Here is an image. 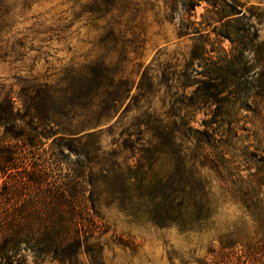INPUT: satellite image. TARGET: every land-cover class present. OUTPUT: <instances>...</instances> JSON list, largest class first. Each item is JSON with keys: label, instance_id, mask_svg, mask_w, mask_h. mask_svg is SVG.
<instances>
[{"label": "trees", "instance_id": "obj_1", "mask_svg": "<svg viewBox=\"0 0 264 264\" xmlns=\"http://www.w3.org/2000/svg\"><path fill=\"white\" fill-rule=\"evenodd\" d=\"M101 1L93 11L104 17L113 10L108 0ZM179 2L189 13L205 3L206 25L227 38L247 18L235 0ZM252 9L250 16L264 18V9ZM191 24L188 30L202 36ZM123 62L127 57L119 63L104 55L74 62L55 80L26 78L16 97L0 95V264H108L101 237L110 231L109 208L132 218L142 213L159 228L212 233L200 264H264V174L241 176L240 186L222 180V189L242 209L224 229L212 211L215 194L207 172L223 176L211 150L215 131L208 129L217 121L200 129L154 114L144 123L151 138L130 158L102 147V123L126 111L129 101L152 96L156 87L147 69L131 75ZM163 162L182 168L163 172ZM116 242L132 247L122 237Z\"/></svg>", "mask_w": 264, "mask_h": 264}, {"label": "rangeland", "instance_id": "obj_2", "mask_svg": "<svg viewBox=\"0 0 264 264\" xmlns=\"http://www.w3.org/2000/svg\"><path fill=\"white\" fill-rule=\"evenodd\" d=\"M108 1L113 12L100 17L93 9L103 5L101 0H0V95L16 97L26 78L55 80L74 62L104 55L121 63L127 57L122 65L127 73L147 69L156 87L152 96L129 101L126 111L102 123V147L130 158L151 138L144 123L154 114L200 129L217 121L208 129L215 131L211 150L223 176L207 174L215 194L210 196L212 211L224 229L242 209L238 198L222 189V180L240 186L241 176L249 180L251 174H264V18L249 12L260 13L264 0H235L247 18L233 25L231 38L206 25L205 3L189 13L179 0ZM190 22L202 36L188 30ZM194 53L204 58L194 59ZM209 77L215 80L207 84ZM162 166L163 172L182 168L178 163ZM125 214L105 210L110 231L101 242L108 264H200L207 254L212 233L184 234L175 227H156L142 213L135 218ZM117 237L133 248L123 247Z\"/></svg>", "mask_w": 264, "mask_h": 264}]
</instances>
